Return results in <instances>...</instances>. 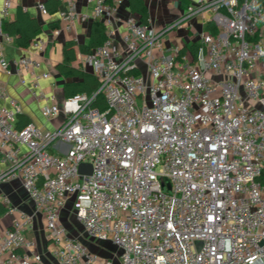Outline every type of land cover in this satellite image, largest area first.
<instances>
[{
  "label": "built area",
  "instance_id": "1",
  "mask_svg": "<svg viewBox=\"0 0 264 264\" xmlns=\"http://www.w3.org/2000/svg\"><path fill=\"white\" fill-rule=\"evenodd\" d=\"M57 1L69 31L79 14L72 0ZM86 2L106 36L77 58L96 91L44 105L46 121L62 115L53 130L18 128L16 102L0 106V180L19 179L33 208L0 199L18 214L0 237V264H44L24 235L35 216L58 264H100L61 222L67 204L84 236L117 247L120 264H264V0H198L160 29L122 21L117 3ZM11 3L0 5V68L29 73L36 87L49 76L34 73L39 61L3 55ZM205 13L211 27L196 34L194 53L164 45ZM97 96L103 111L93 107Z\"/></svg>",
  "mask_w": 264,
  "mask_h": 264
},
{
  "label": "crops",
  "instance_id": "2",
  "mask_svg": "<svg viewBox=\"0 0 264 264\" xmlns=\"http://www.w3.org/2000/svg\"><path fill=\"white\" fill-rule=\"evenodd\" d=\"M50 0H11V7L9 9V15L4 20L11 21L14 19L17 8H21L31 18H34L40 25V33L36 39L29 44L26 49L18 48L14 44V39L3 46V55L7 61H16L23 57H32L40 62L39 68L34 70L36 75L48 73L47 78H39L37 86L33 87L32 77L29 73L24 72L21 75L16 73L7 74L0 68V90H3L7 96V99L0 100V106L9 107L8 99L14 100L19 106L20 112L17 114V126L18 116H25L28 119L27 123H33L37 127H41L46 130L55 129L62 121V115H58L51 121H46L41 114V108L44 105L51 103L57 104L61 107L65 97L63 95V85L65 79L60 75L56 66L63 59V46L66 42L72 41L74 43V52L76 58L82 56L78 51V46L86 44L89 40L90 28L93 22L100 23L93 17L92 6L88 4L86 0H72L76 7V12L79 14V19L75 20L69 31L62 29V25L59 20V10L63 7L59 2L58 9L55 13H47L41 15L36 5L43 3L44 5ZM147 7L149 13V25L154 29H160L168 22L178 19L184 14L189 0H142ZM107 3H117V16L122 20L128 18H135L137 16L129 11L128 0H106ZM2 0H0V5ZM51 7V3L48 4ZM184 8V11L182 9ZM210 16L209 13L204 14V18L197 16L190 18L179 29L171 33L165 40L164 45L168 47L170 44L178 43L188 45L190 43H198L197 33L206 28V19ZM84 17V20L81 19ZM138 20V19H137ZM101 24V23H100ZM118 35L123 33V26L119 23L116 25ZM39 41L43 42L41 48L36 45ZM78 60V59H77ZM78 65V61L73 63ZM82 69V68H81ZM84 71L90 73L87 69ZM91 74V73H90ZM92 75V74H91ZM42 93L44 98H39L38 94ZM51 97L54 98L51 101ZM3 170V165L0 163V172ZM6 198L8 206L17 209L18 211L26 214H32L33 208L25 195L21 182L19 179L6 182L0 180V199ZM0 200V202H1ZM2 203V202H1ZM70 205L64 209L61 216V221L66 222L70 215ZM18 218V214L5 213L0 217V237L5 229L11 227L14 220ZM66 223H64L65 225ZM79 225V224H78ZM67 227V226H66ZM80 229V226H78ZM69 230V228H67ZM81 231V229H80ZM71 235L74 234L69 230ZM45 225L42 217L35 216L33 226L30 230L25 232V237L28 241L32 242L34 247L33 251L42 257L44 264H58L54 257L49 252V245L45 239ZM76 234V233H75ZM81 240L89 249L90 252L98 256L100 264H111L112 257L101 252L102 248L112 247L114 255L118 260V249L111 243L97 244L93 241ZM118 264L119 261L117 262Z\"/></svg>",
  "mask_w": 264,
  "mask_h": 264
},
{
  "label": "trees",
  "instance_id": "3",
  "mask_svg": "<svg viewBox=\"0 0 264 264\" xmlns=\"http://www.w3.org/2000/svg\"><path fill=\"white\" fill-rule=\"evenodd\" d=\"M51 3V7L48 4ZM47 13H55L58 9L59 3L57 0H50L45 5ZM129 11L137 16V19L142 24L149 23V13L147 7L142 0H128ZM211 26L206 25V29ZM3 31L14 39V44L21 49H26L31 42H33L37 35L40 33V25L34 19L31 18L20 7L15 12L14 19L11 21H5L2 24ZM105 31L102 24L93 22L90 28L89 40L86 44L78 46V51L81 55L89 54L93 48L101 45L105 40ZM196 43H190L185 45L182 52L188 48L191 52H195L197 49ZM77 61L76 54L74 52V43L68 41L63 46V59L57 64V72L65 79L63 85V95L66 98L84 94L87 96L92 95L97 87L98 82L93 75L81 69L78 65L73 63ZM93 107L103 111L106 106L102 97L97 96ZM28 122L25 116H18V128L23 127ZM6 213V207L0 202V217Z\"/></svg>",
  "mask_w": 264,
  "mask_h": 264
},
{
  "label": "rangeland",
  "instance_id": "4",
  "mask_svg": "<svg viewBox=\"0 0 264 264\" xmlns=\"http://www.w3.org/2000/svg\"><path fill=\"white\" fill-rule=\"evenodd\" d=\"M198 0H189L187 1V5H191L193 6L194 3H196ZM182 11H184V8L182 9ZM71 215V214H70ZM62 222V221H61ZM63 223H66L65 225L67 226V228H69V230L74 234V237L77 238V239H85L86 241H90L92 242V240L86 236H84L83 232L80 231L79 229V225L76 221V219L74 217L71 218V216L67 219L66 222H63ZM76 233V234H75ZM109 249L107 248H102L101 252L105 253L106 255H109V257H112V262L111 264H118V260L116 259L115 255H114V252H113V249H111L112 247H108Z\"/></svg>",
  "mask_w": 264,
  "mask_h": 264
},
{
  "label": "water",
  "instance_id": "5",
  "mask_svg": "<svg viewBox=\"0 0 264 264\" xmlns=\"http://www.w3.org/2000/svg\"><path fill=\"white\" fill-rule=\"evenodd\" d=\"M78 172L80 174H90L91 173V167L89 164H80L78 167Z\"/></svg>",
  "mask_w": 264,
  "mask_h": 264
}]
</instances>
